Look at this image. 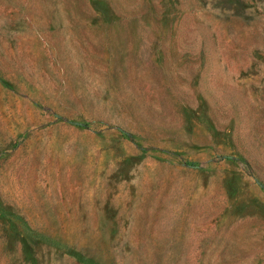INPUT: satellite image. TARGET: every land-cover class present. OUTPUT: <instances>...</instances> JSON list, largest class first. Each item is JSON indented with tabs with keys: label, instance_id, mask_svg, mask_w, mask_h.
I'll list each match as a JSON object with an SVG mask.
<instances>
[{
	"label": "rangeland",
	"instance_id": "obj_1",
	"mask_svg": "<svg viewBox=\"0 0 264 264\" xmlns=\"http://www.w3.org/2000/svg\"><path fill=\"white\" fill-rule=\"evenodd\" d=\"M0 264H264V0H0Z\"/></svg>",
	"mask_w": 264,
	"mask_h": 264
}]
</instances>
